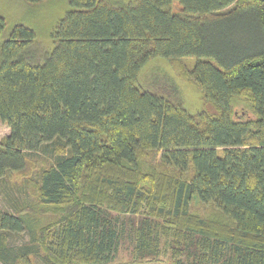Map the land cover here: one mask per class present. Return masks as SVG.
Returning a JSON list of instances; mask_svg holds the SVG:
<instances>
[{
	"label": "trees",
	"instance_id": "1",
	"mask_svg": "<svg viewBox=\"0 0 264 264\" xmlns=\"http://www.w3.org/2000/svg\"><path fill=\"white\" fill-rule=\"evenodd\" d=\"M68 5L43 60L27 26L0 42V181L32 172L0 207L1 264H115L122 247L136 264H264V0ZM155 57L193 59L178 66L199 110L138 84Z\"/></svg>",
	"mask_w": 264,
	"mask_h": 264
},
{
	"label": "rangeland",
	"instance_id": "2",
	"mask_svg": "<svg viewBox=\"0 0 264 264\" xmlns=\"http://www.w3.org/2000/svg\"><path fill=\"white\" fill-rule=\"evenodd\" d=\"M127 1V0H124ZM68 0H40L34 4L24 0H0V15L5 20V27L0 35V42L6 40L16 25L22 24L29 27L35 34V46L42 50L41 59L49 53L53 44L51 32L68 10ZM175 8L177 6L175 5ZM182 63L189 69L193 63L192 58H183L171 61L168 58L155 57L150 59L142 68L138 76V84L148 90L155 91L174 101L180 100L181 104L189 111L195 112L201 108V92L191 79L180 76L179 64ZM235 113H250V102L243 96L234 98ZM9 133V127L0 120V139ZM31 169L22 173H11L7 180L0 181V207L4 210L14 211L23 198L24 193L19 188V183L25 176H31ZM193 209L201 208L193 206ZM29 240L26 231L12 232L9 243L12 246L25 243ZM131 254L126 247L120 248L115 259V264L132 263ZM39 262H41L39 260ZM1 264V262H0ZM140 264H151L144 261Z\"/></svg>",
	"mask_w": 264,
	"mask_h": 264
}]
</instances>
